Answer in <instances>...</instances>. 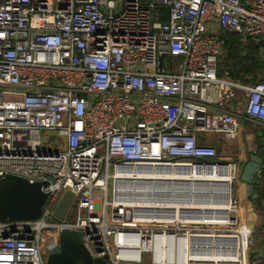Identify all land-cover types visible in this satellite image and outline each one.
Wrapping results in <instances>:
<instances>
[{"label": "built area", "instance_id": "1", "mask_svg": "<svg viewBox=\"0 0 264 264\" xmlns=\"http://www.w3.org/2000/svg\"><path fill=\"white\" fill-rule=\"evenodd\" d=\"M229 34L264 62V0H0V180L48 195L38 220L0 221V264H48L64 229L109 264L233 252L219 264H264L249 257L235 189L210 219L206 190L187 180L221 166L235 177L218 146L245 121L264 125V81L221 65Z\"/></svg>", "mask_w": 264, "mask_h": 264}, {"label": "water", "instance_id": "2", "mask_svg": "<svg viewBox=\"0 0 264 264\" xmlns=\"http://www.w3.org/2000/svg\"><path fill=\"white\" fill-rule=\"evenodd\" d=\"M260 146L258 153L249 154L240 175V182L243 184L241 194L252 200L258 199L262 185L260 173L264 166V143ZM224 165L228 166L227 163ZM0 182L6 183V189L0 188L1 222L35 221L42 216L48 199V195L42 191V184H32L14 176L3 177ZM74 198L69 192L63 196L55 214L58 220L66 221ZM59 242L61 251L51 254L48 264H109L108 258L93 259L77 232L64 229Z\"/></svg>", "mask_w": 264, "mask_h": 264}, {"label": "crops", "instance_id": "3", "mask_svg": "<svg viewBox=\"0 0 264 264\" xmlns=\"http://www.w3.org/2000/svg\"><path fill=\"white\" fill-rule=\"evenodd\" d=\"M248 138H250V142H248ZM262 142L264 143V125L258 122L245 121L241 126L239 137L229 144L226 143L228 146H234L237 152H221L222 156H220V159L226 162L236 161V164L241 167L247 162L249 154L260 151V144ZM242 186L243 184L239 183L240 210L238 217L244 226L246 225L251 229L255 236V243L264 247V212L259 210V207L255 204V200L242 196ZM262 253H264V249L261 247L250 249L249 257L252 258Z\"/></svg>", "mask_w": 264, "mask_h": 264}, {"label": "bare ground", "instance_id": "4", "mask_svg": "<svg viewBox=\"0 0 264 264\" xmlns=\"http://www.w3.org/2000/svg\"><path fill=\"white\" fill-rule=\"evenodd\" d=\"M191 184L200 186L201 189L206 190L205 199L207 205L210 207L208 216L210 219L221 220L227 216L229 211V192L232 186L233 170L231 167H215L207 170L203 175L190 176ZM200 238V237H199ZM211 238V237H208ZM234 244V242H233ZM235 253H230L219 260L214 256L208 255H196L195 264H214L215 261L222 263L224 259L233 260Z\"/></svg>", "mask_w": 264, "mask_h": 264}, {"label": "trees", "instance_id": "5", "mask_svg": "<svg viewBox=\"0 0 264 264\" xmlns=\"http://www.w3.org/2000/svg\"><path fill=\"white\" fill-rule=\"evenodd\" d=\"M166 20V18H165ZM227 55L221 65L229 68L231 77L244 85H255L264 81V62L258 57L259 46L254 43L243 44L236 35L225 38ZM263 185L259 191L257 204L264 205V166L260 174Z\"/></svg>", "mask_w": 264, "mask_h": 264}, {"label": "rangeland", "instance_id": "6", "mask_svg": "<svg viewBox=\"0 0 264 264\" xmlns=\"http://www.w3.org/2000/svg\"><path fill=\"white\" fill-rule=\"evenodd\" d=\"M243 44H247V43H243ZM210 139L211 140H214V142H215L216 139H217V137L216 136H210ZM248 142H250V138H248ZM217 149H218V155H219V157L222 156L221 152H237V150H236V148L234 146H230V145L228 146V145H226L224 143H222L221 145H219ZM228 163H230V164L233 165V164H235L237 162L236 161L235 162L229 161ZM243 167H244V165H242L241 167L240 166L238 167L239 168V172H237L235 174V177H233L232 186H231V187H233L235 189V197L238 200H239V187H238V185H239V183H241L240 182V175L242 173ZM0 188L6 189V183L5 182H0ZM255 204L259 207V210L261 212H264V205L263 204L260 205V204H257L256 202H255ZM55 209H56V207H54V210ZM76 219H77L76 212H74V211L71 212L69 222L70 223H75L76 222ZM49 221L52 222V223H57L58 222V220H56V219H50ZM259 247H261L262 249H264V247L262 245H259L257 243H255V246L251 247V249L259 248ZM51 249L54 252H57L59 250V247L56 244H52ZM80 264H82V263H80Z\"/></svg>", "mask_w": 264, "mask_h": 264}, {"label": "flooded vegetation", "instance_id": "7", "mask_svg": "<svg viewBox=\"0 0 264 264\" xmlns=\"http://www.w3.org/2000/svg\"><path fill=\"white\" fill-rule=\"evenodd\" d=\"M55 254V253H54ZM50 256V255H49ZM49 256H48V258H49ZM47 261H48V259H47Z\"/></svg>", "mask_w": 264, "mask_h": 264}]
</instances>
